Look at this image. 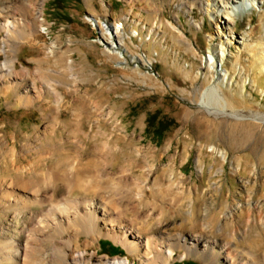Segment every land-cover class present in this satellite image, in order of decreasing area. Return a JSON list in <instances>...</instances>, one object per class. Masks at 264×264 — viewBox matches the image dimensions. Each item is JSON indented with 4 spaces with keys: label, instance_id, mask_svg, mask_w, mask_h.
<instances>
[{
    "label": "rangeland",
    "instance_id": "rangeland-1",
    "mask_svg": "<svg viewBox=\"0 0 264 264\" xmlns=\"http://www.w3.org/2000/svg\"><path fill=\"white\" fill-rule=\"evenodd\" d=\"M6 2L19 24L9 39L0 31V185L33 170L46 181L63 157L64 187L80 163L85 178L112 183L104 201L136 231L138 251L97 238L88 264H225L216 256L227 248L264 256V0L225 24L211 12L218 0H32L43 3L35 27L31 8ZM213 88L219 97L205 95ZM51 205L14 216L0 202V249L28 241L39 230L25 226L29 211L47 216ZM53 237L38 234L30 252L79 264L54 257ZM162 238L172 259L145 260L144 242ZM73 239L75 253L91 244Z\"/></svg>",
    "mask_w": 264,
    "mask_h": 264
},
{
    "label": "bare ground",
    "instance_id": "bare-ground-1",
    "mask_svg": "<svg viewBox=\"0 0 264 264\" xmlns=\"http://www.w3.org/2000/svg\"><path fill=\"white\" fill-rule=\"evenodd\" d=\"M218 1L221 5H213L211 12H214L215 15L222 16V20L225 21L224 24L232 22V18L235 17L236 14L244 13L253 3V0ZM16 3L23 10L31 8L34 11V16L31 18V26L35 27L36 24L40 22L39 19L43 12V3L36 2L34 4L32 3V0H16ZM6 4V0H0V31H3L6 38L9 39L12 37V31L18 27L19 23L15 21L16 19H14V16L12 15L13 11L11 12V9ZM205 12L208 13L207 10ZM11 19L14 21H11ZM25 19H28L27 16ZM2 51L6 55L5 43H3ZM205 95L211 98L219 97L218 91L215 88L207 90ZM63 158L62 160L61 158H58L59 162L57 161L58 163L49 171L46 181L42 180L41 174L39 173L40 171L33 170V172L31 171V176H27L23 179L19 175L16 177V180H12L8 185H0V202H2V206L5 207V212L14 209L16 211V213L13 214L14 216L18 215V213L30 210L32 206L37 205L38 207L43 204H54L49 207L47 216H43L41 210L29 211L25 226L28 228L31 222H35L36 225H39V230L33 232L31 236L27 238L29 240L26 242L13 240L14 243L10 244L9 247H7L8 249L1 248L0 250L3 255L8 258H3L1 260L4 262L10 261L12 264H42L43 260L41 262L39 254L36 252H30L29 246L31 241L35 240L38 234H43L44 231H51L52 235H54L53 238L47 239V241H50L48 249H50L54 253V257L58 258L62 263L70 261L79 262V264H88L85 262V253L88 251L86 248L92 247L97 238H108L123 246L128 245L131 251L136 253L138 251V245H136L135 240H130L129 238L136 237V231L132 232L133 229L130 228V225V227L127 228L122 225L118 209L116 206H110L112 201H104L107 195V193L102 192L104 188L109 189L110 187L113 188L115 186H112V183L108 184V182L105 183L100 181L98 176L85 178V174L87 175L90 167H88V163L87 166H85L86 164L84 165L80 163L77 169L76 167L73 168L75 172L71 176L65 177L67 187H64L62 182L63 176L60 174V169L66 166L67 163H70L72 159L69 160L65 158L63 160ZM61 187H63L64 190L66 189L67 195H71V193L76 191L79 192L81 190L85 191V193L91 191L93 194H105L102 199L104 203L96 200L85 202L77 199L71 200L69 198L57 201L55 198L57 194L56 192ZM133 191L134 190L127 192L124 191V193L128 196L131 195ZM159 193L154 195L155 199L158 197L161 198ZM138 205L140 206V204ZM50 213L52 218L49 216ZM3 230L4 227H0V236H2L1 234L3 233ZM21 232L23 233L25 231L21 230ZM70 233L75 236L84 235L88 240H91V244L85 242L84 251L81 253L73 252L75 247V239H73V235H69V239L62 243L64 236ZM139 233L140 232H138V234ZM57 239L61 240L60 244H57ZM171 241H173V239L165 238L160 239V244H157L153 240L145 241L143 244L145 260H152L153 255L155 254L158 258L166 259V262L170 261L173 257ZM195 241L199 242V238H196ZM39 242L42 241L39 240ZM202 243L204 248L209 246V242L202 241ZM177 246H179L178 243ZM44 250H47V248L43 249V251ZM214 255L215 254H211V256ZM220 256L225 264H264V256H257L252 252L242 254L236 250H230L227 248L216 257L220 258ZM104 264H127V261L126 259L119 261L114 260L105 262Z\"/></svg>",
    "mask_w": 264,
    "mask_h": 264
},
{
    "label": "trees",
    "instance_id": "trees-1",
    "mask_svg": "<svg viewBox=\"0 0 264 264\" xmlns=\"http://www.w3.org/2000/svg\"><path fill=\"white\" fill-rule=\"evenodd\" d=\"M158 130H159V131L157 132V134H158L157 137H159V135L162 133V130H163V129L159 127Z\"/></svg>",
    "mask_w": 264,
    "mask_h": 264
}]
</instances>
